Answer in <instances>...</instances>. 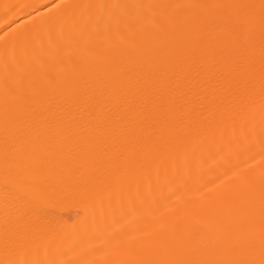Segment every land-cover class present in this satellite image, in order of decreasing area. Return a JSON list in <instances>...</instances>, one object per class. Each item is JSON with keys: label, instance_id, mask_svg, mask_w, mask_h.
<instances>
[{"label": "bare ground", "instance_id": "6f19581e", "mask_svg": "<svg viewBox=\"0 0 264 264\" xmlns=\"http://www.w3.org/2000/svg\"><path fill=\"white\" fill-rule=\"evenodd\" d=\"M0 264L264 262V0H0Z\"/></svg>", "mask_w": 264, "mask_h": 264}, {"label": "snow or ice", "instance_id": "6c2138e0", "mask_svg": "<svg viewBox=\"0 0 264 264\" xmlns=\"http://www.w3.org/2000/svg\"><path fill=\"white\" fill-rule=\"evenodd\" d=\"M3 39V36H0V40H2ZM262 264H264V262H262Z\"/></svg>", "mask_w": 264, "mask_h": 264}]
</instances>
